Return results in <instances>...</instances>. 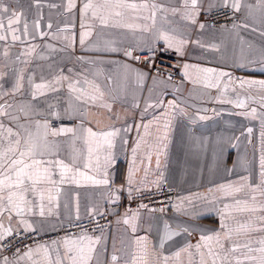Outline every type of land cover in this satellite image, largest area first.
I'll return each instance as SVG.
<instances>
[{
	"label": "crops",
	"instance_id": "1",
	"mask_svg": "<svg viewBox=\"0 0 264 264\" xmlns=\"http://www.w3.org/2000/svg\"><path fill=\"white\" fill-rule=\"evenodd\" d=\"M68 0H4L10 9L21 13L20 29L21 40L12 42L11 36L7 42L0 41V70L8 72L9 75L3 81L4 91H10L15 83V75L23 72V87L14 96L5 97L9 103L15 107L9 109L14 115L20 116V123H25L23 113L16 110L21 104H32L40 110H47L49 104L58 105L62 110L67 107L70 96L68 91V81H62V87L58 92H48L45 96H38L33 100L30 93L33 90L29 84V77L34 83L52 81L55 77L63 74L71 81L80 80L81 84L85 78L101 83L105 89V99L112 103V111L109 113L101 107H91L88 109L87 120L91 123L86 127L104 128L115 124L118 128H129L127 132H121V137L126 143H121V138L116 140L114 149L118 156L116 165L118 173L113 177L114 186L124 187L117 193L121 200L127 193L126 176L128 168L133 162L132 149L140 142V148L135 154L134 183L132 187L140 190L157 188L154 181L159 180L160 186L166 185L177 189L178 195L175 206L169 211L140 210L133 211L121 208L113 210V222L109 229L100 234H88L100 237L96 252L91 264H113L111 257L115 254L118 257L117 264H131L134 254H139V249L143 246L135 243L137 238L147 237L149 249H155L153 254L147 258V264H162L158 259L159 254L171 256L179 247L185 243L193 245L199 240V232H194L191 236L181 235L174 237L172 241L166 242L163 250L159 248V238L164 232V225L167 223L172 230H176L184 222L194 223L206 228L218 229L219 217L215 213L206 214L196 220L189 217L197 211L205 209V203L196 198L195 194L210 195L209 188H216L220 184L233 182L243 183L241 177L248 176L250 183H257L259 179V159L261 155V118L258 102L248 100V107L257 108V117H244L239 115L245 109L236 108L230 103L217 102V97L221 100H235L233 87L229 85L227 91L224 85L227 77L219 78L218 87H209V84L217 83L215 73H206L203 69H214L231 72L233 77L244 79L264 80V72L241 70L234 68L235 63L248 60L259 61L264 57V23L259 20V13H256V20L248 15V4H255L256 0H241L242 7L239 12L240 21L247 22L252 28L238 27L231 29V26L223 28L221 26L207 28L203 31L198 28L188 26L179 14L173 15L171 12L157 14V27H163L170 31L178 39L187 40L183 46V65L188 64L185 83L175 86L169 80L165 83H153L149 73L142 84H138L136 76L130 69H125L123 64L131 65L133 69L147 71L148 68L141 66L133 60L125 58L122 52L104 51V42L113 41L116 48H126L143 44L152 39L151 33L126 29L106 28L93 26L90 30L92 35L85 38L83 46L80 43V8L84 0H76V7L69 12L67 10ZM141 3L143 0H134ZM149 3L153 0H148ZM157 4H162L167 8L180 7V0H155ZM37 3L39 7H37ZM208 0H204L203 7L206 9ZM220 8V7H216ZM214 8V9H216ZM167 16V20L162 19ZM25 21L28 24L29 35L24 37L22 29ZM39 21V29L35 27V22ZM200 22L201 21L199 19ZM239 21V22H240ZM6 23V19H5ZM51 23L52 28H48ZM142 23H150L142 22ZM89 29H85L87 31ZM174 30V31H173ZM47 33L41 36L40 33ZM34 37V38H33ZM67 37L68 39H65ZM199 41V43H196ZM164 44L163 41L158 42ZM29 45H36L35 52L30 57H22L21 61L16 60V56ZM51 45V48L46 47ZM71 45V46H69ZM7 48L8 56H4ZM41 57H44L43 59ZM27 60V63L22 61ZM259 65H253L258 67ZM71 70V71H69ZM185 69L183 67V74ZM79 87V85H78ZM240 92L241 98L245 96L256 97L257 101L264 92L257 87L245 89ZM162 101V107L145 108L148 104H157ZM169 101H175L177 109L175 113L169 109V119L171 126L168 132L166 154L160 156V167L157 169L156 155L152 148L157 144L158 138L163 135L164 112ZM0 103H4L0 100ZM119 116L117 120L116 117ZM199 116L207 119L200 120ZM155 117H161L159 121ZM5 125H10L7 118H3ZM58 123V125H56ZM79 120H57L53 121L54 126H75ZM147 124V132L143 127ZM137 125H140L137 128ZM252 128V133L248 134L247 129ZM141 138H143L141 140ZM238 138V139H237ZM236 144V147H230ZM80 147V145H78ZM223 149V152H221ZM67 152V146H65ZM151 153V159L148 155ZM83 161L81 162L82 166ZM162 173V175H161ZM159 186V187H160ZM44 188V211L43 217L39 216V199L36 198L37 207L34 209L35 215L26 216L33 222L39 232H51L56 230L61 224L76 220L77 213L80 219L90 215L92 208L99 211L106 210L113 202L108 199L109 193L103 186H93L81 181L80 185L65 183L60 185V193L57 197L55 190L52 195L56 197L51 204L48 202V191ZM221 196L222 193H215ZM193 197V204L182 201L180 198ZM240 199H245L246 194L241 193ZM118 200V201H119ZM117 201V202H118ZM231 202V201H229ZM259 202V201H258ZM49 208L51 215H49ZM179 208V210H177ZM130 219L129 224L123 223L125 214ZM133 213H139L138 217L131 220ZM187 213V214H186ZM235 220L230 221L232 226L246 223L249 214L234 213ZM252 218L261 215L257 212L251 214ZM5 226H8L7 216L4 218ZM132 223L136 225V231H132ZM52 225H55L53 228ZM12 227H16V218L13 217ZM260 233H252L258 237ZM78 236H62L53 240L41 242L48 248V255L53 264L57 251L63 254V238H77ZM244 239L243 235L240 237ZM57 241L56 245L52 242ZM31 246L35 248L36 245ZM227 246V245H226ZM24 249L20 252L22 255ZM3 254L0 250V262ZM11 264H48L43 251L33 254L31 259L25 257L23 260H16V256L9 257ZM184 264H188L187 255L182 256ZM169 264H177L172 259Z\"/></svg>",
	"mask_w": 264,
	"mask_h": 264
},
{
	"label": "snow or ice",
	"instance_id": "2",
	"mask_svg": "<svg viewBox=\"0 0 264 264\" xmlns=\"http://www.w3.org/2000/svg\"><path fill=\"white\" fill-rule=\"evenodd\" d=\"M204 0H180V7L167 8L162 4H157L155 0L149 3L148 0H143L141 3H136L134 0H84L80 8V43L83 46L85 38L92 35L91 28L99 26L102 30L106 28L126 29L132 32L142 31L151 33L152 39L129 46L126 48H116L113 46V41L104 42V51L106 52H122L123 56L129 60L137 63H145L148 66L147 71H142L138 68L133 69L129 64H123L125 69H130L135 73L136 81L142 84L149 73L154 69L155 75L152 76L153 83H165V78L171 80V73L165 72L163 67L156 68L155 63L162 53L175 51L179 55H183V46L188 43L187 40L178 39L170 31L163 27H157V14L171 12L173 15L179 14L183 21H186L188 26L198 28L203 31L207 28H214V24H209L207 21L200 22L199 16L201 12L210 14L211 11L220 7L222 9H230L231 29L238 27L256 29L251 24L240 21L237 22L235 14L239 13L242 7L241 0H208V6L203 7ZM37 7L39 4L37 3ZM67 10L71 12L76 7V0H68ZM248 15L256 20V13H259V20L264 23V0H256V3L248 4ZM21 13H18L0 0V41L7 42L9 35L13 43L21 40V32L19 27L21 22ZM6 19V23H5ZM162 19L167 20V16ZM150 23H142L149 22ZM39 21L35 22V27L39 29ZM227 28V23L221 25ZM51 29V23L48 24ZM85 29H89L85 31ZM174 31V30H173ZM22 35L28 37L29 29L25 21L22 29ZM41 36L47 33L41 32ZM34 38V37H33ZM65 39H68L65 37ZM163 41L164 47H158V42ZM196 43H199L197 41ZM71 46V45H69ZM36 45H29L23 49L17 56L16 60L21 61L22 57H30L36 49ZM51 48V45H46ZM135 53V54H134ZM4 56H8L7 48L4 50ZM141 55L144 56L141 61ZM42 59L44 57H41ZM27 63V60L22 61ZM259 65L253 67V65ZM185 69L184 75L187 76L188 64L183 65ZM237 69H247L251 71L264 72V57L259 61L248 60L235 63L233 65ZM71 71V70H69ZM206 73H215L217 76L216 84H209V87H218L219 78L227 77V82L224 85V90L227 91L229 85H236L232 91L236 95L235 100L225 99L221 100L217 97V102L230 103L236 108L245 109L238 113L244 117H257V108L248 107V100L254 103L258 102L261 109H264V95L259 97L245 96L241 98V91L257 87L264 92V80L244 79L242 77H233L231 72L219 71L214 69H203ZM9 73L0 70V81H3ZM24 80L23 72L15 75V83L10 91H4L3 83H0V250L6 247L5 241L9 237H14L20 234L21 230L24 233L34 232L37 230L35 224L26 216L35 215L34 209L37 207L36 198L39 199V216L45 215L44 211V188L47 187L48 202L51 204L55 199L52 195L55 190L57 197L60 193V185L71 183L80 185L81 181L89 183L93 186H103L109 193L108 199L117 202L119 196L117 193L121 191L124 185L119 188L114 186L113 177L118 173L116 167L118 163V156L114 149L116 147V140L121 138V143H126L121 137V132H127L129 128H118L115 124L107 127H86L85 124L91 123L87 120L88 109L91 107H101L111 113L112 103L105 99V89L101 83L95 80L84 79L83 84L80 80L71 81L68 76L61 74L52 81H41L34 83L32 77H29V84L32 86L30 93L33 100L38 96H45L48 92H58L62 81H68V91L70 96L67 107L62 110L58 105L49 104L47 110H40L32 104H21L16 108L20 113H23L26 122L20 123V116L14 115L9 109L15 106L5 100L6 96H14L19 92ZM79 85V87H78ZM163 102L157 104H148L145 108L162 107ZM169 109L175 113L177 105L175 101H169L167 107L161 116L164 118L163 135L158 138V143L152 148L156 155L157 169L160 167V156L166 154L168 132L171 126L169 117ZM261 118V155L259 159V179L253 184L249 182V177H241L243 183L235 184L229 182L227 184H220L216 188H209L210 195L195 194L196 198L204 201L205 209L197 211L192 214L189 219L196 220L199 217L215 213L219 217V228L211 229L198 224L184 222L179 225L176 230L165 223L164 232L159 238V248L164 249L166 242L172 241L174 237L181 235L191 236L194 232H199V240L195 245L185 243L179 247L171 256L163 255L162 251L158 256L162 260V264H169V261L174 259L177 264H184L182 260L183 255H187L188 264H264V111L260 112ZM3 118H7L10 125H5ZM79 120L80 123L75 126H60L56 127L53 121L57 120ZM119 119V116L116 117ZM157 121L161 117H155ZM198 119L205 120L207 117L199 116ZM140 125H137L139 128ZM143 127L147 132L148 125ZM247 133H252V128L247 129ZM143 138H141L142 140ZM238 139V138H237ZM80 145V147H78ZM67 146L68 151H65ZM230 147H236V144H230ZM140 148L138 141L136 146L132 149L133 162L129 166L126 176V186L131 195L132 186L134 183L135 170V154ZM223 152V149H221ZM151 159V153L148 155ZM82 166H81V162ZM162 175V173H161ZM159 190V180L154 181ZM136 191H141L139 188ZM215 193H222L221 196H216ZM241 193L246 194L245 199L238 198ZM182 201H188L193 204V197L180 198ZM231 201V202H229ZM259 201V202H258ZM141 208L147 207L141 204ZM164 209H160L163 211ZM179 210V208H177ZM261 213L252 218L251 214ZM234 213L249 214V219L246 223L239 224L238 227H233L230 221L235 220ZM187 214V213H186ZM7 216L8 226H5L4 218ZM49 215L51 209L49 208ZM90 215L93 217L101 216L104 213L97 208L90 210ZM139 213H133L131 220H135ZM13 217L16 218V227H12ZM77 220L80 219L77 213ZM123 223L129 224L130 219L125 214ZM76 227L84 228L83 225L76 224ZM54 228L55 225H52ZM132 231H136L135 223L131 225ZM252 233H260L258 237H253ZM243 235L244 239L240 237ZM143 246L139 249V254H134L131 264H147V258L153 254L155 249H149L147 237L137 238L135 243ZM100 237L93 238L88 235L86 230H83L77 238H63L64 251L61 255L57 251L54 264H91V261L96 252V245L99 244ZM58 242L53 241L56 245ZM227 245V246H226ZM43 251L48 264H53L48 255V248L44 244H38L35 248L27 247V250L21 255L20 249L17 248L16 260H23L25 257L31 259L34 252L40 253ZM113 264H117L118 257L113 254L111 257ZM0 264H11L7 256L3 257ZM33 264H39V261H33Z\"/></svg>",
	"mask_w": 264,
	"mask_h": 264
},
{
	"label": "built area",
	"instance_id": "3",
	"mask_svg": "<svg viewBox=\"0 0 264 264\" xmlns=\"http://www.w3.org/2000/svg\"><path fill=\"white\" fill-rule=\"evenodd\" d=\"M231 16L232 12L230 9L216 8L211 11L210 14L201 12L199 19L201 21H207L209 24H214L215 27L221 26L227 23L228 26H231ZM235 18L237 22L240 21V14L236 13ZM158 47L163 48L164 44L158 43ZM135 54V53H134ZM144 56L141 55V61H143ZM141 66H148L141 62L138 63ZM156 68L163 67L165 72L171 73V83L175 86H179L185 83L186 79L183 74V59L175 51H169L162 53L155 63ZM151 73L156 74L153 69ZM166 79V78H165ZM58 125V123H56ZM137 188L132 187L131 195L127 188V193L125 196L118 202L111 204L106 210L102 211L104 213L103 217L101 216H89L86 218H81L79 220H72L61 224L56 230L51 232H29L24 233L21 230L20 234L14 237H9L8 240L11 243H7L6 247L2 248L4 255L9 257H14L17 248L20 249V252L26 249L28 246H33L35 244L53 240L62 236H78L83 230H86L88 234H100L105 230L109 229L113 222V210H118L125 208L127 210L140 211V210H156L164 209L163 211H169L176 204V199L178 191L176 188L171 186L162 185L157 188L149 190L136 191ZM146 205L147 207L141 208L140 205ZM76 224L83 225L84 228L76 227Z\"/></svg>",
	"mask_w": 264,
	"mask_h": 264
}]
</instances>
